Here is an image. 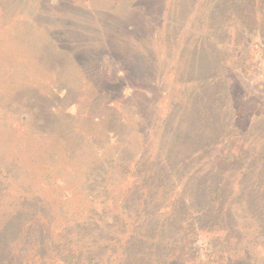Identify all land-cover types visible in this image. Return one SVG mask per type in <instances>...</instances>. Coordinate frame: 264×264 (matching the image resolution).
I'll use <instances>...</instances> for the list:
<instances>
[{
  "label": "rangeland",
  "instance_id": "374dc122",
  "mask_svg": "<svg viewBox=\"0 0 264 264\" xmlns=\"http://www.w3.org/2000/svg\"><path fill=\"white\" fill-rule=\"evenodd\" d=\"M161 1L164 10L156 6L158 11L152 14L149 12L153 7H150V0H0L1 198L13 199L10 183L21 187L29 180H36L35 174L42 177L49 171L46 185L40 188L34 183L33 190L52 200L58 214L78 208L88 211L92 196L99 192V185L104 187L102 177L109 171L104 159L108 155L117 159L128 157L127 162L134 163L143 157L142 148L136 146L137 141L127 145L128 138L116 156L110 155V150L119 144L113 133L117 128L113 126L117 110L140 130H150L157 121L159 127L154 129H160L164 134L183 130L187 121L190 125L187 132L197 134L194 143L197 151L205 144L203 135L209 138L205 145L211 148L213 140L217 142L222 136L221 130L236 121L240 126L264 127V53L261 44L251 47L246 44L248 48L241 52L245 65L235 67L233 54L242 47L239 45L241 38L233 36L231 14L225 13L220 20L209 24L190 27L187 24L197 13L201 0ZM203 1L214 7L222 0ZM172 4L175 13L169 19L168 7L171 10ZM166 21L174 31V43L165 66L154 75L150 70L154 71L157 65L152 61L151 49L161 45L157 41V32L153 33L156 29L149 26L155 23L163 27ZM189 34L197 42L191 43ZM117 42L122 50L125 49L124 55H116L118 52L114 50L104 51L101 47ZM190 46L198 52L196 59H192L195 60L192 73L179 75V67L190 60V56L182 55V52L186 53ZM125 56L134 57L139 68L127 63ZM143 61L149 63L148 70L142 68ZM196 65L201 68L213 65V69L203 71L199 68L196 72ZM99 86L108 87L97 90ZM190 91L200 96L196 95L194 100ZM94 100H98L97 104H93ZM109 102L110 107L105 105ZM140 104H145V110L140 111ZM101 113H110L111 121L104 119L107 130L94 127L82 138L78 131L90 127L87 116ZM162 119L164 121L159 124ZM129 135L134 136L130 132ZM253 135L242 141V145L257 148L261 136ZM106 136L111 139L107 140ZM76 138L86 139L90 145L86 144L88 148L83 149L85 155L81 154L77 144L72 151ZM169 140L164 135L157 143ZM147 145L150 146L149 142ZM151 153L152 150L147 149L145 155L150 157ZM47 158L50 163L53 161L51 171L43 168ZM253 159L255 156L247 158L245 165L251 163L257 167ZM241 163L229 169L230 179L237 183L236 187L241 181L237 176ZM91 165L107 172L102 174L96 170L88 178ZM32 167L35 172L30 171ZM26 173H32V177ZM133 175L130 170L125 176ZM114 177L110 180V184L115 182L111 186L112 193L118 192L121 184L126 185L120 173ZM105 196L95 202L104 198L102 205L108 206ZM101 202L97 204L99 212ZM262 247L257 246V255L264 258Z\"/></svg>",
  "mask_w": 264,
  "mask_h": 264
},
{
  "label": "trees",
  "instance_id": "16d2710c",
  "mask_svg": "<svg viewBox=\"0 0 264 264\" xmlns=\"http://www.w3.org/2000/svg\"><path fill=\"white\" fill-rule=\"evenodd\" d=\"M150 1V7H153L149 12L152 14L158 11L156 6L164 10L161 0ZM198 5L197 13L187 26L209 24L220 20L225 13L233 16L231 30L235 31L234 37L241 38L239 45L242 47L233 54V66L245 65L241 52L248 46L260 43L264 53V0H222L214 7L201 0ZM143 9L147 11V7ZM170 9L168 7L169 19L174 16V4ZM149 28L156 29L153 33L157 32V41L161 45L151 49L152 61L157 68L150 71L156 75L157 70L165 66L174 43V31L167 21L163 27L154 23ZM188 38L191 43L197 42L192 34ZM101 47L104 51L118 52L116 55L125 54L118 42ZM183 54L189 55L190 60L179 67V75H188L192 73L195 62L192 59H196L198 52L190 46ZM125 57L127 63L139 68L134 57ZM143 63L144 66L140 63L142 68L148 70L149 63ZM196 67V72L213 69V65ZM107 87L96 89L106 90ZM189 94L194 100L196 95L200 96L191 91ZM97 101L94 100L93 104ZM105 105L112 106L110 102ZM141 110H145V104H140ZM117 111L113 124L117 128L113 133L119 144L110 150V155L116 156L128 138L127 145L137 141L136 146L142 148L143 157L134 163L127 162L128 157L117 159L108 155L104 159L109 168L108 175L102 177L104 187L99 185V192L92 196L88 211L78 208L58 214L52 200L33 190L34 183L40 188L46 185L49 171L42 177L35 174L36 180H29L21 187L10 183L9 189L14 190L13 199L6 201L0 197V264H264V258L257 255V246L264 248V239H260L264 238V127L240 126L236 121L221 130L222 136L217 142L213 140L211 148L205 145L209 138L203 135L205 144L197 151L194 148L197 134L187 132V126H190L187 121L183 130L164 134V131L154 129L158 126L157 121L150 130H140ZM109 118L110 113L87 116L90 127L77 131L82 138L94 127L106 131V123L111 121ZM129 132L134 136L131 137ZM253 134L261 136V144L257 148L242 145L241 142L247 137L253 138ZM164 135L170 140L157 143ZM106 139L111 138L106 136ZM75 142L72 151L77 144L81 154L86 153L83 149L90 146L86 139L76 138ZM147 149L152 150L150 157L145 155ZM254 156L258 166L245 165L247 158ZM48 158L43 168L51 171L53 161L50 163ZM238 163L242 167L237 175L241 181L236 187L237 183L230 179L229 169L236 168ZM31 170L36 171L35 167ZM96 170L102 174L107 172L91 165L88 178ZM130 170L134 172L133 177L125 176ZM117 173L125 179L126 185L121 184L118 192L112 193L111 186L115 182L113 180L110 184V180ZM26 174L32 177V173ZM104 195L105 200L108 198V206L102 205L104 198L95 202ZM100 202L101 212L97 207Z\"/></svg>",
  "mask_w": 264,
  "mask_h": 264
}]
</instances>
